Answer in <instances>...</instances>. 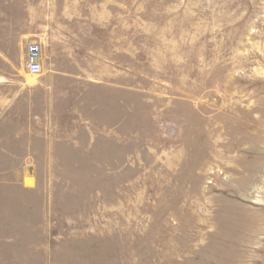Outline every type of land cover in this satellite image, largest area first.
<instances>
[{
  "label": "rangeland",
  "instance_id": "rangeland-1",
  "mask_svg": "<svg viewBox=\"0 0 264 264\" xmlns=\"http://www.w3.org/2000/svg\"><path fill=\"white\" fill-rule=\"evenodd\" d=\"M29 4L104 66L0 65V264H264V0Z\"/></svg>",
  "mask_w": 264,
  "mask_h": 264
},
{
  "label": "crops",
  "instance_id": "crops-1",
  "mask_svg": "<svg viewBox=\"0 0 264 264\" xmlns=\"http://www.w3.org/2000/svg\"><path fill=\"white\" fill-rule=\"evenodd\" d=\"M30 2L0 0V65H12L16 50L26 58L27 43L38 41L43 46V67L53 65L61 74L67 71L71 58L83 57L91 60L87 80H100L98 76L103 74L105 54L104 13H39L38 10L35 13ZM42 19H46V36L39 32ZM111 24L109 18V37L112 36ZM12 78L11 74L0 72V98L5 91L4 83L12 81Z\"/></svg>",
  "mask_w": 264,
  "mask_h": 264
},
{
  "label": "built area",
  "instance_id": "built-area-1",
  "mask_svg": "<svg viewBox=\"0 0 264 264\" xmlns=\"http://www.w3.org/2000/svg\"><path fill=\"white\" fill-rule=\"evenodd\" d=\"M25 70L31 75L43 73V46L38 41H30L26 46Z\"/></svg>",
  "mask_w": 264,
  "mask_h": 264
},
{
  "label": "bare ground",
  "instance_id": "bare-ground-1",
  "mask_svg": "<svg viewBox=\"0 0 264 264\" xmlns=\"http://www.w3.org/2000/svg\"><path fill=\"white\" fill-rule=\"evenodd\" d=\"M32 181V180H31ZM28 182V181H27ZM31 183V182H30ZM32 183H33V181H32ZM257 247V246H256Z\"/></svg>",
  "mask_w": 264,
  "mask_h": 264
}]
</instances>
